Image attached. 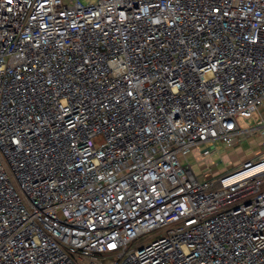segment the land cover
<instances>
[{
	"label": "built area",
	"instance_id": "2783aa9c",
	"mask_svg": "<svg viewBox=\"0 0 264 264\" xmlns=\"http://www.w3.org/2000/svg\"><path fill=\"white\" fill-rule=\"evenodd\" d=\"M263 109L264 0H0V264H264Z\"/></svg>",
	"mask_w": 264,
	"mask_h": 264
},
{
	"label": "rangeland",
	"instance_id": "374dc122",
	"mask_svg": "<svg viewBox=\"0 0 264 264\" xmlns=\"http://www.w3.org/2000/svg\"><path fill=\"white\" fill-rule=\"evenodd\" d=\"M86 2V0H82ZM96 1V0H94ZM258 119L251 117V118H244L240 117L239 122L243 129L256 126L258 121L264 117V109L260 112H257ZM264 140V135L262 134H254L248 135L247 138L243 139L237 146L232 148H227L222 142H218L214 147L215 153L210 157L207 158L208 165H214L213 169H221L222 173L231 171L239 166L248 159H255L257 158V152L261 150V143ZM244 156L246 158H244ZM189 162L193 164V168L196 172L200 170V165L197 159L195 158L194 154L189 155L188 157ZM155 233H149L142 237H140L137 242L144 241Z\"/></svg>",
	"mask_w": 264,
	"mask_h": 264
},
{
	"label": "crops",
	"instance_id": "0c3cea01",
	"mask_svg": "<svg viewBox=\"0 0 264 264\" xmlns=\"http://www.w3.org/2000/svg\"><path fill=\"white\" fill-rule=\"evenodd\" d=\"M191 154H194L195 158L197 159V161L199 162V165H200V170L198 172H201V171H206L207 169L210 170L212 173V175H218L220 173H222V170L221 169H213L212 167L214 165H208L207 163V158H210L213 154L209 155V156H206V157H202L201 155V152L200 150L198 149H193L189 154H188V157L189 155ZM244 158H246L244 156ZM193 165V164H192Z\"/></svg>",
	"mask_w": 264,
	"mask_h": 264
}]
</instances>
